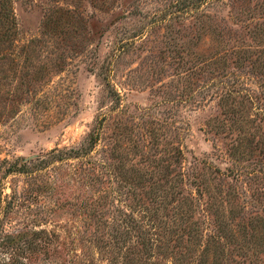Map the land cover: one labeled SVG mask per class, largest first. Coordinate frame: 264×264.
<instances>
[{
    "label": "rangeland",
    "instance_id": "1",
    "mask_svg": "<svg viewBox=\"0 0 264 264\" xmlns=\"http://www.w3.org/2000/svg\"><path fill=\"white\" fill-rule=\"evenodd\" d=\"M12 259L264 264V0H0Z\"/></svg>",
    "mask_w": 264,
    "mask_h": 264
},
{
    "label": "trees",
    "instance_id": "2",
    "mask_svg": "<svg viewBox=\"0 0 264 264\" xmlns=\"http://www.w3.org/2000/svg\"><path fill=\"white\" fill-rule=\"evenodd\" d=\"M112 94H113V92H112ZM114 94H117V93H114ZM98 138H99V131L97 130V131L90 134L88 141L85 144H83L80 148L69 149V150H65V151H62L60 149H56V150L54 149L48 153V156L46 158H44L42 160V162H44V165H47L50 162H52L53 160H61V159H63V157L69 156L71 154H73L75 156H84L88 153V151L91 150V148L94 146V144ZM13 170L14 171H25V170H27V163H24L23 165H20L19 167H15ZM190 234H191V232H188V235H190ZM143 239H144V241H142L141 243L145 244L146 241L149 242L148 238H146V239H148L146 241H145L144 237H143ZM218 239L219 238H218L217 234H214L213 240H218ZM154 240H157V239H153V241ZM12 262H13L12 264H20L18 261H16V259H12Z\"/></svg>",
    "mask_w": 264,
    "mask_h": 264
}]
</instances>
